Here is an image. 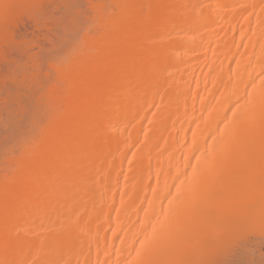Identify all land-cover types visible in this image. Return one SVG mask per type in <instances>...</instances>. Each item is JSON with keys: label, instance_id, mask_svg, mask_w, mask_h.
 <instances>
[{"label": "bare ground", "instance_id": "1", "mask_svg": "<svg viewBox=\"0 0 264 264\" xmlns=\"http://www.w3.org/2000/svg\"><path fill=\"white\" fill-rule=\"evenodd\" d=\"M0 85V264H264V0H0Z\"/></svg>", "mask_w": 264, "mask_h": 264}, {"label": "rangeland", "instance_id": "2", "mask_svg": "<svg viewBox=\"0 0 264 264\" xmlns=\"http://www.w3.org/2000/svg\"><path fill=\"white\" fill-rule=\"evenodd\" d=\"M52 4H53V3H52ZM52 4H51V7L56 6V8H57V7H58L57 5H59V7H60V4H59V3H57V5H56V2H55V4H54L53 6H52ZM60 8H61V7H60ZM60 8H59V11H60ZM51 9H52V8H51ZM51 9H50L51 13H52V12H53V14L55 13L54 16H53V14H52L53 17H58V16H55V15H57V14L60 15V14H62L61 12L63 11V10H62V11H60V12H59V11H58V12H57V11L54 12V10H53L54 8L52 9L53 11H52ZM56 10H57V9H56ZM22 20H24V22H23V24L21 23L22 21L20 22L21 26H19L20 24H18L17 29H16L18 34L16 33V36H17V38H18V37H22V36L25 37V36L28 35L27 37H28L29 39H27V37H25V38H26L27 40H29V41H31L30 39L35 40L36 37L41 38V39H36V41H35V43H38V46H37V47H36V46H33L35 43H34L33 45L31 44L33 47L29 46L30 44L28 45L29 52L31 51L29 54H32L34 57H36V58H37V59H36L37 62H38V61H41V60H43L44 57L46 56V52L48 51V49H51V48H52V44H53V43L55 42V40H56V39H54L55 36L52 37V36H51V35H53L52 32H51V34H50V31H49V30H45V29H44V30H40V29H38L40 32L37 33V32H36L37 28H36V26H34V25L32 24L31 21L29 22L28 19L26 20V17L23 18ZM29 23H30V24H29ZM24 24H25V25H24ZM29 26H30V27H29ZM16 30H15V31H16ZM51 31H52V30H51ZM27 32H28V33H27ZM34 32H35V33H34ZM48 32H49L50 35L48 34ZM19 33H20V34H19ZM24 33H25V34H24ZM36 33H37V34H36ZM53 33H54V32H53ZM34 34H35V35H34ZM41 34H42L43 37L41 36ZM18 35H19V36H18ZM32 35H33V36H32ZM44 36H45V37H44ZM24 37H23V38H24ZM33 37H35V38H33ZM52 39H53V40H52ZM38 40H39L40 42H39ZM44 40H45V41H44ZM41 42H42V43H41ZM43 43H44V44H43ZM35 47H36V48H35ZM42 49H43V50H42ZM34 50H35V51H34ZM44 50H45V51H44ZM46 50H47V51H46ZM15 52H17V51L15 50ZM27 52H28V51H27ZM27 52H26V53H27ZM11 54H12V53H11ZM17 54H18V53H16L15 56H17V57L19 58V60H21L22 58H20V57H22V55L20 54V55H21V56H20L19 54H18V55H17ZM13 55H14V54H13ZM13 55H12V56H13ZM26 55H27V57H29L28 54H26ZM32 55H31V56H32ZM12 56L10 55L11 59H12ZM15 56H14V57H15ZM24 57H25V56H24ZM24 57H23V58H24ZM34 57H33V58H34ZM15 58H16V57H15ZM15 58H13V59H15ZM24 59H25V58H24ZM24 59H23V60H24ZM34 59H35V58H34ZM17 60H18V59H17ZM19 60H18V61H19ZM36 60H35V61H36ZM39 63H40V62H39ZM4 68H5V67L3 66V70H4ZM0 86H2V85H0ZM3 87H4V86H3ZM5 87H6V86H5ZM0 89H1V88H0ZM1 91H2V90H1ZM1 91H0V92H1ZM5 91H7V90H4L3 95L5 94ZM0 94H2V93H0ZM5 95H6V94H5ZM0 97L2 98V96H0ZM3 97H5V96H3ZM1 101H2V104H3V105H1V103H0V105L2 106V108H0V114H3V113H4V110H5L4 107H6L7 104L5 105V103H3V100H2V99H0V102H1ZM4 105H5V106H4ZM4 115H5L4 117H6V114H5V113H4ZM228 259H230V258H228ZM228 259H226V260L224 259V261H228ZM231 260H232V259H230V261H231ZM228 262H229V261H228Z\"/></svg>", "mask_w": 264, "mask_h": 264}]
</instances>
